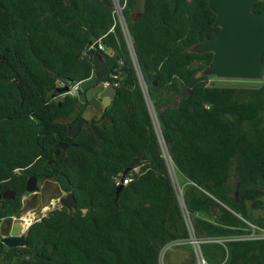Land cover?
<instances>
[{"label": "trees", "instance_id": "16d2710c", "mask_svg": "<svg viewBox=\"0 0 264 264\" xmlns=\"http://www.w3.org/2000/svg\"><path fill=\"white\" fill-rule=\"evenodd\" d=\"M117 1L131 47L114 0H0V194L14 191L0 222L29 176L64 174L76 201L34 220L25 246L0 242V264H161L169 244L193 264H264V78L219 86L202 73L212 53L192 48L218 31L208 0ZM96 53L98 82L116 88L111 122L69 137L89 102L56 89L88 79Z\"/></svg>", "mask_w": 264, "mask_h": 264}, {"label": "water", "instance_id": "95a60500", "mask_svg": "<svg viewBox=\"0 0 264 264\" xmlns=\"http://www.w3.org/2000/svg\"><path fill=\"white\" fill-rule=\"evenodd\" d=\"M264 0H208V7L214 13L213 26L218 31L211 37H207L194 44L192 50L197 53H212V58L205 66L202 73L207 76L237 80H261L264 78V11H257L254 5ZM137 18L133 14L132 21ZM93 74L81 82L77 90V96L81 102L95 96L103 106V111L91 118L82 116L73 127H68L66 134L74 137L81 126L88 120L91 123H99L101 126L109 124L111 120L105 116L104 110L114 97L116 88L112 83L98 82L107 72V67L99 53L93 56ZM68 86L58 87L57 92L68 91ZM66 143L59 142L56 148H64ZM138 157H134L124 173L138 164ZM62 191L69 187V179L64 174L55 177ZM123 184H118L117 191ZM26 192H37L38 186L34 176H29L25 186ZM179 193V191H178ZM14 191L5 190L0 198L11 199ZM61 205L67 209L76 206L74 195L71 191L59 198ZM5 229L0 237V242L5 246L18 247L26 245V233L22 232V221L12 217L4 218ZM195 244V241H191ZM195 249V247H194ZM38 258H45L41 254L34 253ZM199 262V260H198Z\"/></svg>", "mask_w": 264, "mask_h": 264}, {"label": "rangeland", "instance_id": "374dc122", "mask_svg": "<svg viewBox=\"0 0 264 264\" xmlns=\"http://www.w3.org/2000/svg\"><path fill=\"white\" fill-rule=\"evenodd\" d=\"M210 82L219 86H255L260 83V80H237V79H225L210 76ZM87 107L85 111L86 117H91L95 114L98 106ZM182 180L181 176L178 177ZM39 186L38 194L36 198H31L34 192H27L22 197V207L20 214L26 222H33L35 219L45 215L50 209L61 206L59 198L66 193L62 191L55 180L40 181L37 183ZM44 188V190H41ZM26 199L30 202L26 203ZM30 218V220H29ZM193 247V245H192ZM161 264H193L191 263L190 250L188 246L175 247L171 244L166 245L160 254ZM194 264H202L196 260Z\"/></svg>", "mask_w": 264, "mask_h": 264}, {"label": "built area", "instance_id": "2783aa9c", "mask_svg": "<svg viewBox=\"0 0 264 264\" xmlns=\"http://www.w3.org/2000/svg\"><path fill=\"white\" fill-rule=\"evenodd\" d=\"M114 4H115V9H114V12H115V15H116V19L125 35V38H126V42L128 44L129 47H131V41H130V38H129V35H128V29H127V25H126V22L124 20V17H123V14H122V7L121 5L119 4V2L117 0H114ZM97 43V46L98 48L102 49V44L101 42H99V40H96L95 41ZM92 47L94 46V44L91 45ZM105 83H108V82H105ZM113 84V83H112ZM115 86V84H113ZM78 87H79V82H76L75 84L71 85L69 88H68V93L69 94H76L77 93V90H78ZM172 178L174 180L175 183L178 184V181L175 177V175L172 173ZM115 180H116V183L117 185L118 184H126L129 180L128 177H120V175L116 176L115 177ZM260 237H264V232H262L260 234ZM199 260V259H198ZM200 262V261H199Z\"/></svg>", "mask_w": 264, "mask_h": 264}, {"label": "flooded vegetation", "instance_id": "af4514ba", "mask_svg": "<svg viewBox=\"0 0 264 264\" xmlns=\"http://www.w3.org/2000/svg\"><path fill=\"white\" fill-rule=\"evenodd\" d=\"M108 83H110V82H108ZM85 101H88L89 102V104L86 106V108L87 107H94V108H96V106H95V104L98 106V109H97V111L95 112V114H97L98 112H100V111H103V106L101 105V103L100 102H98L97 101V99H96V97L95 96H93V97H91L89 100H87V99H85ZM86 111V110H85ZM94 114V115H95ZM93 115V116H94ZM84 116H85V112H84ZM92 117V116H91ZM91 117H89V118H91ZM49 180H52V179H49V178H47V179H44V180H42V181H49ZM36 181H37V179H36ZM40 181H37V183H39ZM38 186V185H37ZM38 188H39V186H38ZM41 190H44V188H42ZM65 192H67V190L65 191ZM39 192H38V190H37V192H34V195L31 197V198H36L37 197V194H38ZM66 193H64V195H65ZM63 195V196H64ZM62 197V196H61ZM3 199V198H2ZM5 200V199H4ZM28 202H30L28 199H26V203H28ZM60 203V202H59ZM60 205H61V203H60ZM22 207V206H21ZM60 207H63L62 205L61 206H59L58 208H60ZM54 208H57V207H54ZM21 209V208H20ZM53 209V208H52ZM67 209V208H66ZM74 209V208H73ZM73 209H68V210H73ZM51 210V209H50ZM49 210V211H50ZM21 212H20V210L17 212V213H15L14 215H11V216H8V217H12L13 219H20L21 221H22V232H24V233H27V230H28V227H29V225L32 223H28V222H26L25 220H23L24 218H22V216H21V214H20ZM47 214V213H46ZM45 214V215H46ZM44 216V215H43ZM42 217V216H41ZM40 217V218H41ZM6 218V217H5ZM40 218H38V219H40ZM4 218L2 219V221L0 222V237L3 235V231H4V229H5V223H4ZM36 220V219H35ZM26 225V226H25ZM25 238H26V236H25ZM21 247V246H20ZM9 248V247H8Z\"/></svg>", "mask_w": 264, "mask_h": 264}, {"label": "bare ground", "instance_id": "6f19581e", "mask_svg": "<svg viewBox=\"0 0 264 264\" xmlns=\"http://www.w3.org/2000/svg\"><path fill=\"white\" fill-rule=\"evenodd\" d=\"M24 220V219H23ZM29 220H30V218H29ZM26 226V225H25Z\"/></svg>", "mask_w": 264, "mask_h": 264}]
</instances>
